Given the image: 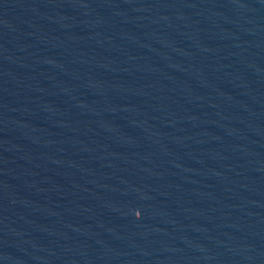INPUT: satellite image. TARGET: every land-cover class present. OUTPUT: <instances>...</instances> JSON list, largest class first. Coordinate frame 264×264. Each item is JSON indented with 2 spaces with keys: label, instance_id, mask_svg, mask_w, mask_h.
Masks as SVG:
<instances>
[{
  "label": "water",
  "instance_id": "95a60500",
  "mask_svg": "<svg viewBox=\"0 0 264 264\" xmlns=\"http://www.w3.org/2000/svg\"><path fill=\"white\" fill-rule=\"evenodd\" d=\"M0 264H264V0H0Z\"/></svg>",
  "mask_w": 264,
  "mask_h": 264
}]
</instances>
